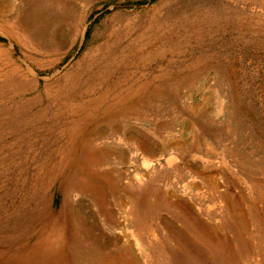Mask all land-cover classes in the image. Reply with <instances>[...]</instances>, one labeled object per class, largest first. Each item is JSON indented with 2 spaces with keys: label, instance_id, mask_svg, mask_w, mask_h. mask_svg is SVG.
Returning a JSON list of instances; mask_svg holds the SVG:
<instances>
[{
  "label": "rangeland",
  "instance_id": "obj_1",
  "mask_svg": "<svg viewBox=\"0 0 264 264\" xmlns=\"http://www.w3.org/2000/svg\"><path fill=\"white\" fill-rule=\"evenodd\" d=\"M125 189L155 192V237L191 213L264 264V0H0V264H89L79 222L123 247Z\"/></svg>",
  "mask_w": 264,
  "mask_h": 264
},
{
  "label": "bare ground",
  "instance_id": "obj_2",
  "mask_svg": "<svg viewBox=\"0 0 264 264\" xmlns=\"http://www.w3.org/2000/svg\"><path fill=\"white\" fill-rule=\"evenodd\" d=\"M36 8L40 9L41 4L38 3ZM90 148L91 150H87L84 156V166L76 188L102 201V198L105 197L104 188L99 186L100 183L96 178V174H93L89 170L90 166L97 162L95 151L92 146H90ZM124 191L125 193L130 192V194H127L126 198L130 201L131 207L128 211L126 210L125 216L129 215L131 218V223L135 227L131 232L132 234L135 233V238L129 239V232L125 229L127 243H125L123 247L130 249L131 246L134 245V241H136L140 248H143V245H145L148 250L146 256L149 258V264H226L224 263L225 261L220 258V248L218 244L209 238V236H211V231L209 232V230L206 229L208 226H204L193 214L190 213L187 214V216L174 214L176 219L183 222V227L179 228L174 226L173 231L167 232L163 237L158 238L155 237L156 205L155 200L151 199V197L155 195V192L143 190L139 191L137 195H134V190L125 189ZM107 212L108 216L112 215L109 210H107ZM111 219L112 218H110V220ZM212 227L213 226H210V228ZM145 232L147 233V237L143 236ZM191 233L195 236L196 241L208 244V248L204 250L203 246L199 245V242H195L193 238H191L193 239L191 240L188 236V234ZM73 245L76 248H81V251L84 252V256L86 255L92 258L89 264H134L137 260V257L134 255L130 259H125V248L123 249V247H120L113 249L112 246L110 247L109 242L106 243L102 241L101 236H94L93 232L91 233V228L85 227L84 224L80 222L76 223L74 227Z\"/></svg>",
  "mask_w": 264,
  "mask_h": 264
}]
</instances>
